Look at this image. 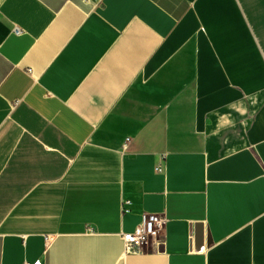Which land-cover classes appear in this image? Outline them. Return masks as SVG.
Returning <instances> with one entry per match:
<instances>
[{
	"label": "crops",
	"instance_id": "obj_1",
	"mask_svg": "<svg viewBox=\"0 0 264 264\" xmlns=\"http://www.w3.org/2000/svg\"><path fill=\"white\" fill-rule=\"evenodd\" d=\"M39 259L264 264V0H0V264Z\"/></svg>",
	"mask_w": 264,
	"mask_h": 264
},
{
	"label": "built area",
	"instance_id": "obj_2",
	"mask_svg": "<svg viewBox=\"0 0 264 264\" xmlns=\"http://www.w3.org/2000/svg\"><path fill=\"white\" fill-rule=\"evenodd\" d=\"M13 31L18 36L23 33V30L19 27H15ZM157 170L162 171V167L158 166ZM166 222V217L161 214L145 213L142 217V222L134 232L123 234L126 246L138 250L148 246L151 242L162 245ZM23 264H43V259L35 262L26 261Z\"/></svg>",
	"mask_w": 264,
	"mask_h": 264
},
{
	"label": "clouds",
	"instance_id": "obj_3",
	"mask_svg": "<svg viewBox=\"0 0 264 264\" xmlns=\"http://www.w3.org/2000/svg\"><path fill=\"white\" fill-rule=\"evenodd\" d=\"M240 111L243 113V112L246 111V109H241ZM227 123L231 124V123H233V122H232V121H228Z\"/></svg>",
	"mask_w": 264,
	"mask_h": 264
}]
</instances>
